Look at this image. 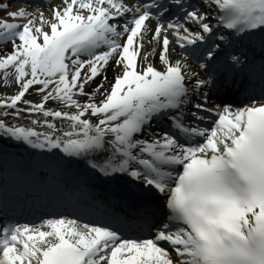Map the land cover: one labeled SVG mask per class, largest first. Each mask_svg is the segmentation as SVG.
<instances>
[{
	"label": "snow or ice",
	"instance_id": "obj_1",
	"mask_svg": "<svg viewBox=\"0 0 264 264\" xmlns=\"http://www.w3.org/2000/svg\"><path fill=\"white\" fill-rule=\"evenodd\" d=\"M5 42L0 264H264V0H0Z\"/></svg>",
	"mask_w": 264,
	"mask_h": 264
},
{
	"label": "bare ground",
	"instance_id": "obj_2",
	"mask_svg": "<svg viewBox=\"0 0 264 264\" xmlns=\"http://www.w3.org/2000/svg\"><path fill=\"white\" fill-rule=\"evenodd\" d=\"M51 3L59 4L60 3V0H51ZM44 11H45V15H47L48 9L45 8ZM4 50H8V51L11 50V42H5L3 44H0V52H3ZM172 55L174 57L176 56L175 53H172ZM107 67H108V78H109V80H111L112 79V68H111V64H109ZM0 77H2V76H0ZM1 79L3 80V78H1ZM98 82H99V76L97 78H94L92 84L86 85L85 90L86 91H90L91 90V87L95 83H98ZM2 86L4 88L3 87H2V89L0 88V93H8V94L13 93L14 89H16V87H17V85L14 83V81L12 83H10L9 85L2 84ZM25 95H26V98H28L29 100H34L35 101V100H38L39 99L38 95L35 92H32L31 91V88L29 89V92H27ZM81 97H83V96H81ZM83 98L85 99L86 97H83ZM96 99L99 100L100 97L97 96ZM81 100H83V99H81ZM47 106L48 107H59L60 105L58 103L49 101V102H47Z\"/></svg>",
	"mask_w": 264,
	"mask_h": 264
},
{
	"label": "rangeland",
	"instance_id": "obj_3",
	"mask_svg": "<svg viewBox=\"0 0 264 264\" xmlns=\"http://www.w3.org/2000/svg\"><path fill=\"white\" fill-rule=\"evenodd\" d=\"M14 6H15V4H14ZM2 77H0V83L2 82V79H1ZM0 88L2 89V85L0 84Z\"/></svg>",
	"mask_w": 264,
	"mask_h": 264
}]
</instances>
